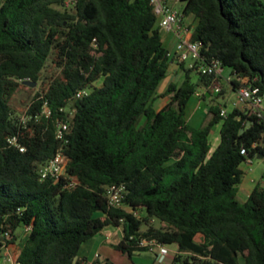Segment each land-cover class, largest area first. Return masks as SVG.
<instances>
[{"label": "trees", "instance_id": "1", "mask_svg": "<svg viewBox=\"0 0 264 264\" xmlns=\"http://www.w3.org/2000/svg\"><path fill=\"white\" fill-rule=\"evenodd\" d=\"M180 1L201 57L179 62L183 80L159 93L177 57L150 0H0V244L22 241L19 264H85L83 245L108 226H122L113 246L129 258L155 239L177 245L172 264H264V177L238 197L245 161L264 159V110L222 114L225 84L211 90L219 78L200 70L218 59L234 91L247 77L264 96V0ZM48 62L56 72L46 82ZM25 80L46 85L20 114L11 101ZM193 96L211 102L200 127L186 115ZM160 97L169 98L161 108ZM60 148L65 175L42 179ZM69 176L78 183L66 186ZM119 183L126 208L106 196Z\"/></svg>", "mask_w": 264, "mask_h": 264}, {"label": "built area", "instance_id": "2", "mask_svg": "<svg viewBox=\"0 0 264 264\" xmlns=\"http://www.w3.org/2000/svg\"><path fill=\"white\" fill-rule=\"evenodd\" d=\"M150 2L154 8L155 13L159 17V24L162 29L175 32L178 38V43L175 51L169 50L168 55H176L179 62L200 58L201 55L199 50L201 43L199 41H191L185 36L189 33V27L183 23L184 15L182 12V8L172 6L166 0H150ZM190 66H193L192 62H190ZM200 70L205 74H214L219 78L213 83V86L211 87V90L216 92L221 90L223 78L224 81L228 83H230L232 80L231 75L229 77L223 76L224 67L222 66L221 61H219L218 59H212L209 63L202 65L200 67ZM238 80L240 81V86L236 90V100L234 104L236 106L248 105L251 112L257 114L258 116H262L264 110V96L260 93V88L251 84L247 77L238 78ZM86 92V90H81L77 93V96L81 97ZM200 94L201 93H197V95ZM226 111L227 108H221L222 114H225ZM41 114H44L46 116H50L52 114V111L47 102L43 104ZM41 114H37L36 117H39ZM22 117L25 120L28 116L24 115ZM68 129V121L58 119L56 130L57 138L67 141L66 133L68 132ZM9 140L11 143L19 146L21 150L25 149L18 143V139L16 136L11 137ZM242 153H247L245 148L242 149ZM252 160L253 159L248 158L245 161V164H252ZM65 170V154L63 152V149L60 148L52 159L41 166L40 175L42 179H45L48 176L59 179L62 175H65ZM69 179L70 181L66 184V186L68 187L78 183V180L73 176H69ZM105 192L108 198V202L111 206L126 208L124 198L127 193V188L125 184L119 183L106 185ZM134 214L140 217V212L134 211ZM140 245L148 247L150 251L155 252L159 261H163L171 251L165 244H162L155 239H142L140 241Z\"/></svg>", "mask_w": 264, "mask_h": 264}, {"label": "rangeland", "instance_id": "3", "mask_svg": "<svg viewBox=\"0 0 264 264\" xmlns=\"http://www.w3.org/2000/svg\"><path fill=\"white\" fill-rule=\"evenodd\" d=\"M182 3V2H181ZM226 72H230L229 68H224ZM56 72L55 68L51 65L50 62H48L45 70L43 71V76L46 78V82L50 80V78L54 75ZM224 79V78H223ZM197 80V74H193V81ZM46 82H37L35 85H28L29 87H21L17 90V92L14 94L11 104L12 106L20 113L24 114L26 108L30 104L32 97L36 93V91L40 90L42 86L46 85ZM224 84L226 81H222ZM168 84L167 79H164L161 83L160 88L166 87ZM223 88V87H222ZM220 102L221 107H225L229 109V107H232L236 100L235 91L232 89L231 85L228 83L225 84V92L224 94L218 99ZM195 101L191 100L188 107V122L190 125L194 127H200L203 124L207 123L211 117L212 114L210 113V104L211 102L209 100H201L198 107H195ZM236 106V105H235ZM238 107V106H237ZM195 112L193 113V111ZM193 113V115H192ZM220 127L221 124H216L213 127L210 139L212 143V149L216 147L218 144V141L220 140ZM244 168V174L242 177V181L239 184V193L238 197L241 201H245L247 199V189L254 186L256 182L260 181L264 177V159L262 158H254L252 160V164L246 165L243 164ZM122 227L118 228V236L122 235ZM98 240V239H97ZM166 246L174 250L176 248V244H166ZM101 252L103 255H107L109 257H112L118 264H121L122 259L126 258L128 260V264H132L131 259H129L126 255L122 254L119 250L115 249V247L112 244H106L99 248L97 245H95L90 254L88 255V259L91 260L95 253ZM150 252V251H149ZM147 253V251L142 252ZM133 260L136 264H152V258L150 257H144V256H135L133 257ZM160 264V263H158Z\"/></svg>", "mask_w": 264, "mask_h": 264}, {"label": "crops", "instance_id": "4", "mask_svg": "<svg viewBox=\"0 0 264 264\" xmlns=\"http://www.w3.org/2000/svg\"><path fill=\"white\" fill-rule=\"evenodd\" d=\"M166 1L172 6H175L178 8L183 7V3H181L180 0H166ZM183 23L189 27V33L185 36L187 39H190L192 32L194 30L195 24H196V19H195L194 15L184 16L183 17ZM163 42L169 50L175 51V49L177 47V43H178V38H177L175 32H173L171 30L168 31V30L163 29ZM189 62H191V61H189ZM223 76L229 77L230 72H226V70L224 69ZM183 77H184L183 70L181 69L179 61L176 60L173 63H171L170 68H169V72H168V76L165 78V79H167L168 84L170 82H181L183 80ZM223 81H224V79H223ZM226 83H228V82H226ZM168 84L164 88H160V86H161V84H160L159 93H163L166 90ZM235 95H236V91H235ZM194 99H196V101H195V107L196 108L198 107V105L201 102V99L199 96H193L189 100L188 106L186 109L187 119L190 118V117H188L189 103L191 100H194ZM168 100H169L168 97H160L159 100L157 101V104L161 108ZM238 107H240L242 109L250 110V107L248 105H238ZM194 112H195V110L193 111V113ZM193 113H192V115H193ZM219 142H220V140L218 141V143ZM254 186H252L246 190L247 191V198H248L249 194L251 193L252 189L254 188ZM119 227H122V226H108L96 238L88 241L87 243H85L83 245L80 255H81V257L86 258L85 264H98L96 262H99L100 264H105V262L108 260L113 262V264H118L112 257H109L107 255H103L99 251L97 253H95V255L93 256V258L91 260L88 259L89 258L88 255L90 254L92 248L95 245H97L99 248H101L102 246H104L106 244L110 243L113 245V244H116L119 240H121L123 237V233H122V235L118 236V228ZM122 231H123V229H122ZM21 246H22L21 240L15 244H10L8 246H6L5 244H0V264H19L17 262V257L19 255ZM177 250H178V247L176 245V248L174 250H171L169 255L163 261H159L157 259L156 253L152 252L150 250H149L150 252L147 251V253H142L145 251H135L132 255V258H129L128 256L127 257L129 259H131L132 264H136L133 260V257H135V256L150 257V258H152V264H158V263H160V264H172L173 256L177 252ZM128 263L129 262L126 258L122 259L121 264H128Z\"/></svg>", "mask_w": 264, "mask_h": 264}, {"label": "water", "instance_id": "5", "mask_svg": "<svg viewBox=\"0 0 264 264\" xmlns=\"http://www.w3.org/2000/svg\"><path fill=\"white\" fill-rule=\"evenodd\" d=\"M24 84H27V85H35L36 84V82H34V83H31V82H29V81H27V80H25L24 82H23Z\"/></svg>", "mask_w": 264, "mask_h": 264}]
</instances>
